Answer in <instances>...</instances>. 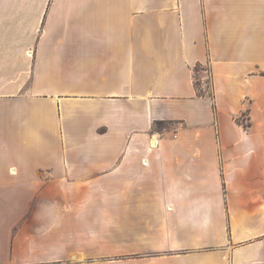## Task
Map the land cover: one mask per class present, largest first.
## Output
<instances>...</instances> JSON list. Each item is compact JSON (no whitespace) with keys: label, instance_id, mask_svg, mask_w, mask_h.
<instances>
[{"label":"crops","instance_id":"1","mask_svg":"<svg viewBox=\"0 0 264 264\" xmlns=\"http://www.w3.org/2000/svg\"><path fill=\"white\" fill-rule=\"evenodd\" d=\"M0 264H264V0H0Z\"/></svg>","mask_w":264,"mask_h":264},{"label":"rangeland","instance_id":"2","mask_svg":"<svg viewBox=\"0 0 264 264\" xmlns=\"http://www.w3.org/2000/svg\"><path fill=\"white\" fill-rule=\"evenodd\" d=\"M198 69H199V68H197V70H198ZM199 73L201 74L200 70H199V72H198V71L196 72V76H195V78H196L195 80H196V83H197L196 85H197L198 92L201 93V94H204V93H206V92L210 93V88H209V86H207L206 88H202V87H201V79H200ZM237 119H238L240 122L245 123L244 118H243L242 116L238 117Z\"/></svg>","mask_w":264,"mask_h":264}]
</instances>
